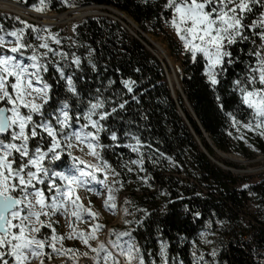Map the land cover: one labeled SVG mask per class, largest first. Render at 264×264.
<instances>
[{"label": "trees", "instance_id": "trees-1", "mask_svg": "<svg viewBox=\"0 0 264 264\" xmlns=\"http://www.w3.org/2000/svg\"><path fill=\"white\" fill-rule=\"evenodd\" d=\"M6 1L39 14L60 15L92 5L112 8L126 15L142 33L150 35L166 36L165 21L172 16L171 11L163 7L166 0H147V3L142 0ZM66 3L75 6L69 7ZM36 8L43 10L36 11ZM260 10L255 8L246 22L251 23ZM105 13L110 14L108 10ZM15 17L18 16L0 12L3 33L23 27ZM29 25L45 28L34 22ZM47 29V33L40 35L60 41L56 44L49 38L50 47L81 58L80 69L72 66L68 71L75 72L76 84L85 100L100 89L102 96L109 100V110L114 106L112 102L128 101L124 109L104 121L108 129L118 134V140L113 142L109 132L101 133L100 143L105 147L97 149L120 174L109 173L113 180L123 184L122 188L120 184L113 185L118 189L114 193L115 203L129 212L127 215L124 212L120 226H113L109 231H130L132 242L141 248L146 264H162L161 242L167 245L168 264H256L252 257L253 244L264 247V218H259L264 217V177L259 183L243 188L238 177L210 159L219 160L228 168H237L217 158L215 152L234 153L245 159L264 155V138L243 128L238 131L232 125V116L242 123L250 117V110L241 103L233 81H243L248 66L255 63V58L247 55L251 45L232 47L234 63L227 67L226 74L213 90L203 75V57L198 54L197 62L193 63L191 54L168 37L170 55L181 56L180 86L189 110L181 95L175 100L170 94L162 64L149 50L151 45L141 34H137L138 38L131 35L123 20L92 14L73 21L68 31L63 25ZM23 41L37 46L41 43L31 28L25 30ZM256 42L259 44L258 38ZM21 51L32 54L30 50ZM2 52H7L5 46H0ZM51 59L54 61L57 57ZM90 59L96 65L95 71L89 64ZM45 78L54 85V101L57 95H65L64 83L59 81L51 65ZM123 80L135 81L132 93L127 92ZM241 135L243 139L239 138ZM133 136L140 141L138 152L126 147L136 143ZM197 139L205 153L200 151ZM141 158L143 171L139 165L130 163ZM57 167L59 170L71 167L66 153ZM129 167L133 171L129 172ZM97 175L103 178L102 173ZM141 178H146L147 183ZM43 187L47 194V186ZM137 219L142 223H125ZM42 232L50 239L52 233L48 227ZM249 233L253 234L252 242L242 239ZM204 235L214 239L215 256L203 242ZM115 238L116 235L109 234L108 241ZM47 259L45 257L43 262Z\"/></svg>", "mask_w": 264, "mask_h": 264}, {"label": "snow or ice", "instance_id": "snow-or-ice-1", "mask_svg": "<svg viewBox=\"0 0 264 264\" xmlns=\"http://www.w3.org/2000/svg\"><path fill=\"white\" fill-rule=\"evenodd\" d=\"M142 3H147V0H142ZM66 6L75 5L66 3ZM163 7L172 13L165 23L174 30L184 51L191 54L193 63L197 62L198 54L203 57V75L213 90L220 83V77L226 74L227 67L234 63L232 47L244 43L251 45L247 55L254 57L255 63L248 66L243 81H233L234 88L240 93L241 103L250 110V117L246 123H242L232 116V125L238 131L243 128L264 138V0H166ZM257 7L261 9L258 15L251 23H247L249 15ZM15 19L23 27L7 33H3L0 27V33H3L0 34V46L13 42L6 40V37L15 38V47L0 54V264H30L34 258H40L43 264L45 257L51 258L44 251L45 247L60 254L55 242L64 239L56 235L51 218L57 214L63 215L74 205L71 215L77 220L84 219L79 197L73 199L76 189L83 187L91 191L89 186L93 182L106 185L109 173L120 175L97 149L105 147L100 143L101 133L109 132L113 142L118 140V134L108 129L104 121L124 109L128 101L112 102L114 106L109 110V100L102 96L100 89L85 100L76 84L75 72L68 71L72 66L79 70L81 58L75 53L69 54L50 47L47 43L49 38L56 44L60 41L40 35L41 32L47 33V28L29 25L19 20V17ZM28 28L41 41L38 46L24 43L23 36ZM22 49L30 50L32 54L26 55ZM38 49L45 51L40 52ZM52 56L57 59L53 61ZM89 64L95 71L96 65L91 59ZM49 65L55 69L59 81L64 83L65 95H57L55 101L54 85L45 78ZM122 84L128 93L133 92L135 81L123 80ZM133 99L136 97L133 96ZM217 100L220 98L217 97ZM239 138L244 137L241 135ZM132 139L136 143L126 147L138 152L140 141L135 136ZM77 146H86L87 154L94 157L97 163L88 166L74 156L72 149ZM80 150L83 151V147ZM65 153L71 161V167L59 170L57 165L63 161ZM130 163L139 165L140 171H143L142 158ZM128 171L133 169L129 167ZM97 173H103L104 179H100ZM141 179L147 183L146 178ZM116 184L123 187L115 179L106 185L109 193L104 201L106 210H115L117 207L114 193L118 189L113 187ZM45 185L47 194L43 187ZM125 203L129 202L125 200ZM87 211L88 216L95 218L96 213L91 212L90 208ZM124 212L129 214L127 208ZM144 215L148 213L145 211ZM133 222L139 225L142 220L125 221ZM44 227L52 229L51 243L42 232ZM101 227L96 224L94 230ZM111 234L116 235V240L107 243L112 249L118 250L115 253L105 242L92 247L89 240L95 237L91 234L80 232L76 238L94 253L90 257L93 264H133V261L146 264L141 248L132 242L130 231L116 233L110 230ZM121 237L129 239L121 244ZM67 238L73 237L69 234ZM159 253L162 264H168L166 243L161 242ZM82 255L87 257L88 253ZM212 255H216L215 251ZM118 256L124 259L120 260Z\"/></svg>", "mask_w": 264, "mask_h": 264}, {"label": "rangeland", "instance_id": "rangeland-1", "mask_svg": "<svg viewBox=\"0 0 264 264\" xmlns=\"http://www.w3.org/2000/svg\"><path fill=\"white\" fill-rule=\"evenodd\" d=\"M1 3L6 5H11L13 8H15L16 11L21 12V15H16L12 13L11 11L0 8V12H6L14 14L15 16H18L22 21L27 22L28 24L34 22L41 26H44L45 28L55 27V26H64L65 30L68 31V28L70 24L73 21H77L79 19H82L84 17H78L75 20H72L73 15H64L62 14H55V13H47V14H39L35 11H30V14H27L25 12H22L20 8H16L13 3L6 0H0ZM90 12V15H110L115 20H123L124 26L127 28L129 33L133 35L135 38L137 37V34H141L143 38L151 45L152 49H149L153 55L156 56V58L159 60L160 64H162V67L165 71V79L167 80L168 88L170 90L171 94V82L168 78V74L173 73V70L171 68V65L168 64V61L166 57L163 55L161 49H159V46L163 47L168 54V57L173 60L175 64L176 69V75L177 78H179L180 81V74L182 71V63H181V56L179 58H174L170 55V49L168 47L167 39L168 37L171 38L179 47L183 48L182 43L180 42L179 38L176 36L174 30L167 24L165 27L166 36L163 34L159 35H150L142 33L137 26L134 24L132 20H130L126 15L123 13L120 14L116 10L112 8H99L92 5V8L88 9ZM109 11L110 14L105 13V11ZM34 14V15H33ZM48 15L53 16V19L50 22H45L43 18H39L37 16L47 17ZM86 17V16H85ZM44 24V25H42ZM6 40L13 41L12 43H5L2 46H5L8 50L11 47H15L14 37H6ZM184 51V49H183ZM7 52H2L0 54H4ZM11 54V53H8ZM168 73V74H167ZM181 95V97L184 100L183 93L181 91V86L179 85L177 91L175 92L176 100L177 96ZM173 97V96H172ZM184 105L186 108H188L186 101L184 100ZM190 110V108H188ZM208 141V139H207ZM200 151H203L201 149L202 145L200 144L199 140L197 139ZM209 142V141H208ZM83 147V151L80 150V148ZM203 148V147H202ZM73 155L79 157L81 160L85 162L86 165L91 166L96 164V159L90 155L87 154L88 150L86 146H77L72 149ZM205 152V150H204ZM215 155L220 160L235 164L237 168H228L224 164L221 163V161L213 159L210 157L211 161L216 165L218 164L221 166L223 170L230 171L234 176L238 177L240 179L239 185L240 187H243L245 185L249 184H255L259 183L262 177H264V155L257 156L253 159H245L239 155H236L234 153H221V152H215ZM243 163V164H242ZM85 165H82L84 167ZM100 174V173H97ZM103 174V173H102ZM104 179V176L103 178ZM113 181V178L108 175V179L106 181V185H110ZM245 181V182H243ZM106 185H100L98 183L93 182L89 187L92 189L91 191L86 190V188H77L73 199L75 197H79L78 203L83 205L84 211H82L81 215L84 217V219L77 220L74 216L71 215L72 208L75 206H70L69 211L64 213L63 215L57 214L54 215L51 218V224L52 228L55 229V233L57 236L64 237L62 241H56L55 247L60 250V254H57L52 251L51 248L45 247V252L50 255V259H47L46 262H43V264H93L90 257L94 255L89 249L88 246L83 244L80 239L76 238L77 233L83 232L85 235L91 234L95 238L89 240V244L92 247H96L100 242H105L106 246L113 251L114 253L118 250L112 249L111 245L108 244V233L110 234L109 229L113 226H120L122 222L124 221V211L120 207H116L115 210H106L104 207V201L108 197V189ZM89 206L91 212L96 213L95 218L88 216V209ZM63 212V210H61ZM44 220H48L47 217H42ZM96 224L102 225L99 230H94V226ZM50 229V228H49ZM51 233H52V229ZM69 234L72 235V239L67 238ZM52 236V234H51ZM109 236V235H108ZM116 240V238H115ZM114 240V241H115ZM127 237H121L120 243L123 244L124 241H127ZM51 237L49 239V243H51ZM203 242L206 244L208 249L210 251L214 250V239L208 236H203ZM71 249L72 252H67V250ZM87 252L88 256L85 257L82 255L83 253ZM76 257V259H73V257ZM118 259L123 260V257H119ZM30 264H41L40 258H34L31 260ZM102 264V262H101ZM133 264H136L135 261H133Z\"/></svg>", "mask_w": 264, "mask_h": 264}, {"label": "bare ground", "instance_id": "bare-ground-1", "mask_svg": "<svg viewBox=\"0 0 264 264\" xmlns=\"http://www.w3.org/2000/svg\"><path fill=\"white\" fill-rule=\"evenodd\" d=\"M0 8H5L7 10H15V8H13L11 5H6L3 3H0ZM52 19H53V16L48 15L47 17H45L44 20H45V22H50ZM159 49H161L163 55L166 57V59L168 61V64L171 65V68L173 70V73H171V74L167 73V74H168V78L170 79V82H171L173 93L175 94V92L177 91V89L180 85L179 78H177V75H176L175 64H174L173 60L168 57L167 51L163 47L159 46ZM107 233L109 235V232H107ZM108 235H107V237H108Z\"/></svg>", "mask_w": 264, "mask_h": 264}, {"label": "water", "instance_id": "water-1", "mask_svg": "<svg viewBox=\"0 0 264 264\" xmlns=\"http://www.w3.org/2000/svg\"><path fill=\"white\" fill-rule=\"evenodd\" d=\"M0 3H1V2H0ZM93 6H95V5H93ZM15 7L17 8L18 6H15ZM95 7L105 8V7H101V6H95ZM18 8H20V7H18ZM90 8H92V6H88V7H79V8H77L76 10H72V11L65 12L64 15H73V16H72V20H75V19H77L78 17H85V16L90 15V12H89V10H88V9H90ZM20 9L22 10V12H25V13H27V14L32 15V14L30 13L29 10H25V9H23V8H20ZM106 9H107V8H106ZM9 11H11L12 13H14V14H16V15H20V16H22V15H21V12H18V11H16V10H9ZM33 15H34V14H33ZM37 17L45 19V17H42V16H37ZM42 25H44V24H42ZM170 89H172V86H171ZM171 94H172L173 98L176 100V96H175V94L173 93V90H171ZM184 100H185V98H184ZM185 101H186V100H185ZM186 103H187V102H186ZM187 106H188V108H189L188 103H187ZM201 149L203 150L202 147H201ZM203 152H204V150H203ZM216 152H217V151H216ZM218 152H219V151H218ZM204 153H205V152H204ZM216 166H219V165L216 164ZM219 167L221 168V166H219Z\"/></svg>", "mask_w": 264, "mask_h": 264}, {"label": "built area", "instance_id": "built-area-1", "mask_svg": "<svg viewBox=\"0 0 264 264\" xmlns=\"http://www.w3.org/2000/svg\"><path fill=\"white\" fill-rule=\"evenodd\" d=\"M259 218H264V217L260 216ZM249 227L250 229L252 228L251 226ZM242 239L252 242L253 234L249 233L248 235L244 236ZM253 250L254 252H253L252 257H253L254 262L256 264H264V247H257L256 245L253 244Z\"/></svg>", "mask_w": 264, "mask_h": 264}]
</instances>
